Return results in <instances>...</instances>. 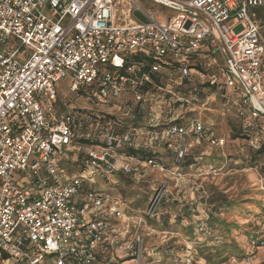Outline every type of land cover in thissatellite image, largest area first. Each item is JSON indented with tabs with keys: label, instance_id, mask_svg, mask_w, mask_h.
Listing matches in <instances>:
<instances>
[{
	"label": "built area",
	"instance_id": "obj_1",
	"mask_svg": "<svg viewBox=\"0 0 264 264\" xmlns=\"http://www.w3.org/2000/svg\"><path fill=\"white\" fill-rule=\"evenodd\" d=\"M147 1L0 0V264H115L103 257L115 249L144 264V229L184 177L192 142L226 143L185 119L175 84L153 75L234 94L249 147H264V0ZM64 79L71 94L124 117L60 103ZM163 150L173 152L172 176L129 214L104 184L165 172L150 156ZM198 232L208 233L203 221ZM184 263L199 264L191 252ZM228 264H264V232Z\"/></svg>",
	"mask_w": 264,
	"mask_h": 264
},
{
	"label": "rangeland",
	"instance_id": "obj_2",
	"mask_svg": "<svg viewBox=\"0 0 264 264\" xmlns=\"http://www.w3.org/2000/svg\"><path fill=\"white\" fill-rule=\"evenodd\" d=\"M139 4L148 8L152 3L139 0ZM241 30V26L234 29L236 33ZM11 48L12 44L8 49ZM57 89L61 99L72 106L89 112L124 117L119 108L100 105L93 99L79 98L71 94L68 79L59 82ZM183 93L179 92L176 96L184 99L187 114L193 110V116L215 136L225 139L226 143L223 147H215L210 146L208 142L201 145L192 142L190 153L199 155L198 164L183 166L181 170L184 177L179 182L172 181L166 201L169 202L172 198L180 201V204L178 202L179 205L169 209V203H162L156 216L144 229L149 250L144 264H175V260H181L189 252L198 256L197 249L204 242L218 246H222L219 244L224 241H227V244L233 242L245 249L254 234L261 235L264 232V154L254 157L256 151L251 149L248 141L242 137L243 131L239 133L242 123L237 116L236 96L227 92L223 94L221 91L214 94L206 88H203L197 97L185 96ZM170 96L172 99L173 96ZM227 97L230 100H227ZM171 99H168L169 103L173 102ZM237 134H240V137L235 139ZM166 161L165 172L150 169L148 177L144 180L128 179L123 175L115 176L109 184H104V189L120 198L129 214H137L145 210L155 190L172 176L175 170L173 153L166 156ZM187 206L191 218L179 219L178 208ZM198 220L212 229L208 241L206 237L196 240L195 232L189 236V227ZM225 229H229L231 233L226 234ZM213 249L211 247L205 254L216 253ZM124 256L126 257L125 254Z\"/></svg>",
	"mask_w": 264,
	"mask_h": 264
},
{
	"label": "trees",
	"instance_id": "obj_3",
	"mask_svg": "<svg viewBox=\"0 0 264 264\" xmlns=\"http://www.w3.org/2000/svg\"><path fill=\"white\" fill-rule=\"evenodd\" d=\"M256 19H257V21H258V23L260 25V28H261V31H262V35L264 37V7L257 11ZM133 59L136 60L138 63L142 64L143 66L145 65L146 68H148V69H149L150 65L154 63V60L149 59V58H143V59L142 58H139V59L133 58ZM153 78L158 80L159 83H161L163 85L175 84V90L177 92H180V93L184 92L185 94L183 93V95H185V96L190 95V96L197 97L198 95H200L202 93V89L203 88L210 89L214 94H217L218 91H221L223 94L225 93V90H223V89H218L216 87L209 88V85H203V84L199 83L198 81L190 82L189 80L182 79L181 77H179L177 75H171V76L159 75V77L156 76V75H153ZM59 102L60 103L63 102V99H61V97L59 99ZM72 107H74V105ZM237 108H238L237 116L239 117L240 107L237 106ZM76 110H80V109L78 108ZM190 118H195L192 113H188V114L185 115V119H190ZM239 119L241 120V123H242V130L239 133H242V131H243V133H242L243 136L242 137H244L248 141V139L250 138L249 132H248V126L244 125V120L242 118L239 117ZM180 123H183V121H180ZM257 135H262V132L261 131L257 132ZM239 137H240V134H237V135L234 136L235 139H237ZM195 143H197V142H195ZM197 144L201 145L202 143H197ZM254 151H256L254 157L263 155L264 154V147H262V148H260L258 150H254ZM170 153H173V152L168 151V150H163V151H158L156 154H150V156L151 157H155L161 164L167 166L166 156L168 154H170ZM198 157H199L198 154L192 155L190 153L184 160V166H192V165L198 164V161H197ZM65 159H68V157H65ZM75 159L78 160L79 157H76ZM125 177H127L128 179L132 178V177H129V176H125ZM166 199H168V198L166 197L163 200L162 203L164 205L166 203H169L170 204L169 209L175 208L176 205L180 204V201H177L176 199L170 198L169 202L166 201ZM178 202H179V204H178ZM189 211H190V209H189L188 206H187V208H182V207L178 208L177 213L179 214V219L191 218V215H190ZM211 214L213 215V213H211ZM200 222H201V220H198V221L194 222V224H192L189 227V228H191L189 236H192V234L195 232V235L197 237L196 240H200L203 237H206V241H208L210 236H211L212 229L208 228L207 235L206 236L202 235L200 232H198V224ZM216 223L219 224V222L217 220H216ZM230 233L231 232H230L229 229L226 230V234H230ZM259 236H260V234H254V236L252 237L248 248H245V249H242V248L238 247V245L233 243V242L227 244L228 242L224 241L221 244H219V245H222V246H218L217 244L213 245V243L204 242L203 244L200 245V247H198L197 251H198L199 255L198 256H194V259L196 261H198L199 264H228L229 261L231 259H233V257L234 258H240V257H243L244 255H246V253H248L249 249L252 247L254 239L258 238ZM218 240H219V238H218ZM210 245H213V246H210ZM211 247L214 248L213 250L216 253H214V254H212V253L205 254L207 251L211 250ZM148 253H149V250H147V246H146L145 257H147ZM185 257L186 256H184V258H181V260H179V259L175 260V264H185L184 263ZM145 260H146V258H145ZM108 262H109L108 260H105V263H108ZM110 263H112V262H110ZM115 264H119V260L118 259H115Z\"/></svg>",
	"mask_w": 264,
	"mask_h": 264
},
{
	"label": "crops",
	"instance_id": "obj_4",
	"mask_svg": "<svg viewBox=\"0 0 264 264\" xmlns=\"http://www.w3.org/2000/svg\"><path fill=\"white\" fill-rule=\"evenodd\" d=\"M90 217L95 218V217H98V216H90ZM105 247L109 248V246H107V245ZM103 257H105V258L113 257V259H118L119 260V264H127V262L124 263V261L127 260V256L125 257L123 251L118 250V249L117 250L115 249V251L114 250H112V251L109 250L105 255H103ZM130 264H132V263H130Z\"/></svg>",
	"mask_w": 264,
	"mask_h": 264
}]
</instances>
